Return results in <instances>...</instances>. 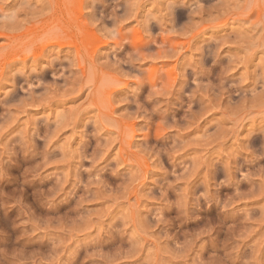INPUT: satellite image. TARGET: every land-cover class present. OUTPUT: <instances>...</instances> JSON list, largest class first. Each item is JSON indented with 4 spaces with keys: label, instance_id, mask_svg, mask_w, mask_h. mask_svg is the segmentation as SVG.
Segmentation results:
<instances>
[{
    "label": "rangeland",
    "instance_id": "1",
    "mask_svg": "<svg viewBox=\"0 0 264 264\" xmlns=\"http://www.w3.org/2000/svg\"><path fill=\"white\" fill-rule=\"evenodd\" d=\"M0 264H264V0H0Z\"/></svg>",
    "mask_w": 264,
    "mask_h": 264
},
{
    "label": "bare ground",
    "instance_id": "2",
    "mask_svg": "<svg viewBox=\"0 0 264 264\" xmlns=\"http://www.w3.org/2000/svg\"><path fill=\"white\" fill-rule=\"evenodd\" d=\"M78 55V54H77Z\"/></svg>",
    "mask_w": 264,
    "mask_h": 264
}]
</instances>
